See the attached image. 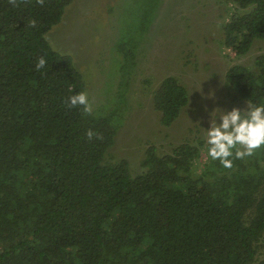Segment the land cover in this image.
I'll use <instances>...</instances> for the list:
<instances>
[{"label": "trees", "instance_id": "1", "mask_svg": "<svg viewBox=\"0 0 264 264\" xmlns=\"http://www.w3.org/2000/svg\"><path fill=\"white\" fill-rule=\"evenodd\" d=\"M231 1L243 12L225 24L224 44L245 58L264 40V0ZM73 2L0 0V264H264V148L230 158L232 168L204 140L164 155L147 148L137 175L126 160L104 162L115 113L69 106L87 86L46 38ZM129 48L125 59L136 60ZM225 81L235 101L264 104V53L231 66ZM128 84L117 85V101ZM153 94L166 128L190 104L174 76ZM89 129L103 139L89 140Z\"/></svg>", "mask_w": 264, "mask_h": 264}, {"label": "rangeland", "instance_id": "2", "mask_svg": "<svg viewBox=\"0 0 264 264\" xmlns=\"http://www.w3.org/2000/svg\"><path fill=\"white\" fill-rule=\"evenodd\" d=\"M237 12L243 11L231 0H74L67 8L46 38L73 59L93 110L115 113L120 128L105 163L126 160L137 175L147 148L164 155L186 141L206 142L211 119L221 123L223 111L247 108L233 99L225 75L231 66H251L264 53V40H256L245 58L225 46V24ZM133 45L136 60L125 59L123 51ZM169 76L187 87L190 104L166 128L153 92ZM127 79L117 101V85Z\"/></svg>", "mask_w": 264, "mask_h": 264}, {"label": "clouds", "instance_id": "3", "mask_svg": "<svg viewBox=\"0 0 264 264\" xmlns=\"http://www.w3.org/2000/svg\"><path fill=\"white\" fill-rule=\"evenodd\" d=\"M27 0H20L26 3ZM43 6L45 0H35ZM14 7H19L17 0H9ZM38 21L30 20L28 26L35 28ZM47 64L45 57L38 58L35 64L36 70L44 68ZM71 91V89H70ZM70 107H81L84 115H91L93 105L89 100L87 91H81L67 98ZM219 119H211V127L207 131L208 155L213 160H219L225 168L233 167V159H244L252 156L256 150L264 148V104L254 105L250 100L247 101V108H233L231 111H223ZM89 140L93 138L103 139L98 131L89 129L86 133Z\"/></svg>", "mask_w": 264, "mask_h": 264}]
</instances>
